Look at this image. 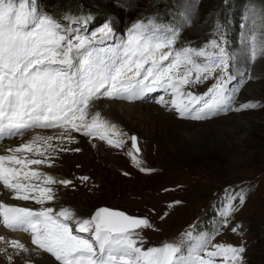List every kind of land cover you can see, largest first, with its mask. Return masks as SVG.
Here are the masks:
<instances>
[{
	"label": "snow or ice",
	"instance_id": "obj_1",
	"mask_svg": "<svg viewBox=\"0 0 264 264\" xmlns=\"http://www.w3.org/2000/svg\"><path fill=\"white\" fill-rule=\"evenodd\" d=\"M259 19L264 26V16ZM114 35L108 24L92 33L70 27L38 0H0V143L22 141L0 149V185L13 199L43 206L56 199V185L72 184L36 167H52L60 152L80 151L63 146L75 141L72 132L114 148L124 146L126 134L92 112L99 99L134 101L162 90L171 99L161 96L158 102L192 120L227 111L234 103L229 85L235 76L229 69L235 56L223 36L200 48H177L178 30H162L149 20L134 23L117 42L101 46ZM247 43L251 60L264 56V31L259 36L253 31ZM209 79L215 83L206 93L186 91ZM255 106L243 104L241 109ZM37 129L59 132L44 135ZM129 139L128 155L141 171H152L141 167L137 137ZM245 198L242 190L225 201L220 227L236 211L235 202L243 204ZM0 224L30 234L32 244L59 264H243L246 251L213 244L214 234L195 231H186L177 242L145 248L139 230L152 227L150 221L107 207L81 218L69 208L36 210L0 201ZM10 247L28 251L17 240Z\"/></svg>",
	"mask_w": 264,
	"mask_h": 264
},
{
	"label": "rangeland",
	"instance_id": "obj_2",
	"mask_svg": "<svg viewBox=\"0 0 264 264\" xmlns=\"http://www.w3.org/2000/svg\"><path fill=\"white\" fill-rule=\"evenodd\" d=\"M221 1L227 2L38 0L43 10L84 33L98 31L108 24L115 35L123 36L132 24L155 20V25L162 30H178L177 48H200L223 36L225 47L235 56L229 69L235 76L229 85L235 99L229 110L219 111L204 120L181 118L154 99H112L114 103L146 104L130 117L111 113L107 103L95 105L92 112H100L102 118L126 134L124 146L118 149L105 142L109 146L106 147L101 144L103 141L96 143L91 137L72 132L76 134L72 135L75 141L63 146L80 151L60 152L52 167L36 166L57 180H71L72 184L56 185V199L48 206L28 201L32 207H55L57 211L69 208L81 218H89L97 209L107 207L150 221L152 227L139 230L145 248L177 242L186 231H195L214 234L213 244L243 246L246 249L243 264H264V56L251 60L247 43L253 31L257 36L264 31L259 19L264 16V0L244 1L250 4L239 19V38L235 44L229 25L225 24V14H221L219 8ZM229 15L227 19L231 21ZM240 51L244 53L243 74H238L240 59L236 60ZM213 83L215 80L209 79L188 86L186 91L202 95ZM248 103L256 106L241 109V105ZM147 104H159L169 113L168 118L142 116L141 111ZM131 136L137 137L141 167L152 171H141L128 155L132 150ZM85 176L88 180L80 179ZM248 189L250 196L243 204L235 206L236 211L228 217L226 226L220 227L222 209L218 211V218L205 220L215 202L221 206L229 197ZM36 253L9 255L11 260L8 255L0 254V264H15L18 257H23V264H35ZM40 253L59 263L51 254Z\"/></svg>",
	"mask_w": 264,
	"mask_h": 264
},
{
	"label": "bare ground",
	"instance_id": "obj_3",
	"mask_svg": "<svg viewBox=\"0 0 264 264\" xmlns=\"http://www.w3.org/2000/svg\"><path fill=\"white\" fill-rule=\"evenodd\" d=\"M240 52H241V55L240 56L239 55L236 56V60L240 59V61L238 62L239 63L238 66H239V69H240L239 72H238V74H243L244 73L243 72L244 69L242 67V56H243L244 53L242 51H240ZM106 103L110 105L109 108H110L111 113H113V114H115V113H122L123 115H126V114L128 115L129 114V117L132 116V113L138 112V109H143V108H141V105L143 103H138L137 105H130V104H127V103L122 104V103H119V102H117V103L115 102L114 103L112 99H107V98H102V99H99V100L95 101L94 102V106L95 105L97 106L99 104L100 105H104ZM143 105H146V104L144 103ZM147 105H148L147 108H145V110H144L145 112L143 110L141 111V112H143V113H141L142 116L145 115V114H152L153 116H156V119H162V120H164V119L168 118L169 113L162 106H159V104L158 105H150V104H147ZM141 115H140V117L143 118ZM194 124H196V123H194ZM190 125H193V124H190ZM35 131L38 132V133H40V134H44V133H53V134H55V133H58L59 132V129H54V130H51L49 132L48 131H44V130H35ZM71 135H74V134L71 133ZM28 138L29 137H27V136L24 137V139H28ZM21 142H22L21 140H5L2 143H0V149L6 148L8 146H15V145H17V144H19ZM94 142L97 143L99 141L98 140L95 141V139H94ZM99 143H101V142H99ZM101 144L104 145V146H106L105 142H102ZM72 146H75V145H72ZM111 151H113V150H111ZM0 201H2L4 203H7V204H11V205H19V206H22V207H32V205H33V204L31 205L28 201H20V200L13 199L12 198V193L9 192L8 190L4 189L2 187V185H0ZM46 205L48 206V204H46ZM33 208H34V206H33ZM11 236L13 237L12 239L10 238ZM0 237H3V239L0 240V254L1 255H4V256H7V255L8 256L9 255L14 256L16 254L20 255V254L25 253V251H18V250H15V249H13V248L10 247V241L17 240V241L23 243L26 246V248L28 249L27 252H30V253L37 252L33 256V257H35V262H36L35 264H59V263L53 261L48 255H46L44 253H40L42 250H39L37 248V246L33 245L32 242H31V239L29 240L28 239V236L25 235L23 231H17V232H14L13 233L9 229H7L6 227H4L2 224H0ZM3 257L1 259H3ZM22 262H23V257H18L17 262L15 264H23Z\"/></svg>",
	"mask_w": 264,
	"mask_h": 264
},
{
	"label": "trees",
	"instance_id": "obj_4",
	"mask_svg": "<svg viewBox=\"0 0 264 264\" xmlns=\"http://www.w3.org/2000/svg\"><path fill=\"white\" fill-rule=\"evenodd\" d=\"M226 3H222V1L219 4V8L221 9V14H225L224 16V20L225 24L229 25V34H231V36H233V42L234 44L237 43L238 38H239V31H240V23H239V19L242 17V15L244 14V11L246 9V7L248 6V3H244L245 0H226ZM246 5V6H245ZM230 14V15H229ZM232 16V20L229 21L227 19V16ZM227 25V26H228ZM231 30V31H230ZM246 193V198H248L251 194V191L248 189L246 191H244ZM245 198V199H246ZM239 202L236 201L235 202V206L238 204ZM222 209V205H218V202H215V204L213 205V207L208 211L205 220L208 221L210 220L212 217H216L218 218V214H219V210Z\"/></svg>",
	"mask_w": 264,
	"mask_h": 264
},
{
	"label": "water",
	"instance_id": "obj_5",
	"mask_svg": "<svg viewBox=\"0 0 264 264\" xmlns=\"http://www.w3.org/2000/svg\"><path fill=\"white\" fill-rule=\"evenodd\" d=\"M131 216V215H130ZM135 217H137V216H135Z\"/></svg>",
	"mask_w": 264,
	"mask_h": 264
}]
</instances>
